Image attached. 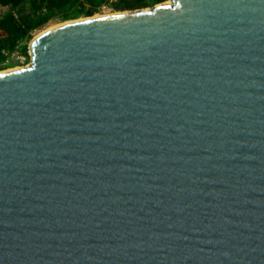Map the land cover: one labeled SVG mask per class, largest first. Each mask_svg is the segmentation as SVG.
Segmentation results:
<instances>
[{"label":"water","instance_id":"water-1","mask_svg":"<svg viewBox=\"0 0 264 264\" xmlns=\"http://www.w3.org/2000/svg\"><path fill=\"white\" fill-rule=\"evenodd\" d=\"M29 52L0 72V264H264V0L80 17Z\"/></svg>","mask_w":264,"mask_h":264},{"label":"trees","instance_id":"trees-1","mask_svg":"<svg viewBox=\"0 0 264 264\" xmlns=\"http://www.w3.org/2000/svg\"><path fill=\"white\" fill-rule=\"evenodd\" d=\"M166 0H0V70L15 64L5 62L2 51L18 44L27 52V42L34 32L53 18L62 21L93 16L103 6L114 10H132L156 5Z\"/></svg>","mask_w":264,"mask_h":264},{"label":"rangeland","instance_id":"rangeland-1","mask_svg":"<svg viewBox=\"0 0 264 264\" xmlns=\"http://www.w3.org/2000/svg\"><path fill=\"white\" fill-rule=\"evenodd\" d=\"M115 12H117V11L114 10V8H113L112 5H105V6H103L102 9H101L98 13H96L95 15H98V14H102V15H104V14H111V13H115ZM83 17H85V16H83ZM63 22H64V21H62L61 18H53V19H51V20H50L48 23H46L43 27H41L40 29H37V30L34 32V35H33V37L31 38V40H32L35 36H37L40 32H42L43 30H46V29L51 28V27H54V26L59 25V24H61V23H63ZM31 40H29V41L27 42V45H28V46H29ZM9 62H15V64L12 65V66H9V67H7V68H5V69H3V70H7V69H10V68H14V67H18V66L22 65L20 62H17L15 59H14V60H13V59L10 60ZM29 62H30V60H29ZM29 62H27V65H28ZM7 63H8V62H7ZM3 70H0V71H3Z\"/></svg>","mask_w":264,"mask_h":264},{"label":"built area","instance_id":"built-area-1","mask_svg":"<svg viewBox=\"0 0 264 264\" xmlns=\"http://www.w3.org/2000/svg\"><path fill=\"white\" fill-rule=\"evenodd\" d=\"M2 53L7 57V60L5 62H9L10 60L15 59L17 62H20L22 64L20 66H25L27 65V62H29V60L31 61L29 46L27 52H24L22 44H18L13 50L4 49Z\"/></svg>","mask_w":264,"mask_h":264},{"label":"bare ground","instance_id":"bare-ground-1","mask_svg":"<svg viewBox=\"0 0 264 264\" xmlns=\"http://www.w3.org/2000/svg\"><path fill=\"white\" fill-rule=\"evenodd\" d=\"M170 1H168L167 3H169ZM112 14V13H111ZM104 15H110V14H104ZM96 16H102V14H98ZM25 66H28V65H25ZM25 66H18V67H14V68H10V69H7V70H3V71H0V72H6V71H10V70H14V69H19L21 67H25Z\"/></svg>","mask_w":264,"mask_h":264}]
</instances>
